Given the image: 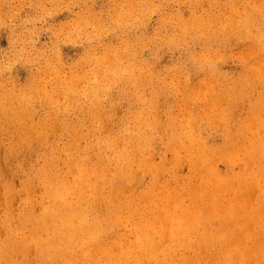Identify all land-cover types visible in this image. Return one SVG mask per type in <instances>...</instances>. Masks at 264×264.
I'll use <instances>...</instances> for the list:
<instances>
[{"label":"bare ground","instance_id":"1","mask_svg":"<svg viewBox=\"0 0 264 264\" xmlns=\"http://www.w3.org/2000/svg\"><path fill=\"white\" fill-rule=\"evenodd\" d=\"M144 2H149L145 7V14L148 15L155 9L153 2L156 1L144 0ZM204 4L207 8H202ZM225 8L228 9V13L223 10ZM189 9V17L173 13V21L179 26L182 34L200 37L205 46L208 42L212 43L217 39H222L224 33L243 35L244 37L252 36L254 40L250 45H247L248 47L256 44V40L261 39L260 36L264 35V0H189ZM72 27L68 29L72 30ZM68 29L66 32L69 31ZM177 34L179 35V33ZM164 35L166 34L164 33ZM152 38L154 39V37ZM257 43L259 44V42ZM261 47H253L250 50L253 58L249 63L257 71L264 63L262 62L264 61L263 56L261 58L259 55L260 59L256 57L257 49H261ZM240 48H238L239 51ZM244 51L242 54H246ZM115 55L110 59L108 49H103L99 54L95 52L89 56L92 69L95 70L94 74L101 72L100 80L103 81L98 79V83L88 88L84 93V96L89 98L88 102L95 107L101 103L100 96L108 94L110 82L125 73L127 76L134 77V81L138 76L137 71H133L135 67L133 70L130 69L131 63L121 65ZM209 55H212L211 52L203 48L197 56L190 55V62L197 69H208L214 75L213 78L217 79L215 76L222 75L223 71H220V65L218 66L211 60ZM4 58L6 57L4 56ZM187 68L189 69V66ZM144 70L142 69V73ZM2 71L4 70L2 69ZM50 72L53 73V71ZM174 73L172 76H175ZM190 74L192 76L191 71ZM261 74L263 75L262 72ZM60 76L61 74L56 70V77ZM139 76L142 78L141 73ZM250 76L252 77L248 78L252 80L250 78H253V75ZM213 78L211 76V79H208L212 80ZM74 79L64 80L61 78L59 82L62 84L54 85L41 84V82L31 80L26 86L24 85L16 91L11 89L6 93L3 91L0 95V137L4 136L7 139L6 148L0 151V264H201L200 254L203 249L209 252V257L202 258L206 264H228L235 261H238V264H243L247 256L250 258L252 253L253 256L257 253L258 255L264 254V163L257 167L253 165L255 168H252L253 166L248 168L250 164L247 159L248 166L244 161L246 169L244 174H242L243 171L224 177L217 173L214 163L212 164L213 157L209 153L212 151L208 152L205 148L208 141L203 135L209 120L208 116H204L203 113L215 112L217 118L224 114L223 110L216 111V100L203 99L204 92H199L200 89L197 87L196 90L199 89L197 95L193 94L194 90L192 89L193 93L187 91V96L192 94L195 95V99L197 96L198 99L203 100L199 104L192 105L185 91L189 88H178L184 79L178 81L176 78H174L175 81L173 79L170 81L160 80L159 88L166 97L172 95L174 91L181 92L185 96L181 95L180 100L184 103L183 106L179 103L182 106L180 111L177 110L179 113L175 112L174 115L168 113L169 117L163 126V132H157L158 140L153 138L155 122L159 123L157 126L160 127L164 120L161 123L157 122L155 112L152 113L150 108L147 109V104H153L141 88L138 95H140L139 99L143 108H138L137 112L134 110L135 113L126 111L122 116L113 117V125L106 126L104 129L97 121L96 123L91 121L89 129L85 131L92 135L93 141L81 146L78 145L77 139L82 134L80 129L85 124V118L75 122L70 121L69 115L75 110L65 107L66 104L62 110L59 109V98L57 99L59 93L63 94L62 102L72 99H68V96H72L69 92H73V94L75 92L72 87ZM83 79L84 77L81 81ZM70 83L72 85H69ZM209 83L208 87L212 85ZM248 83L250 82L243 83V87L248 86ZM77 84L79 86L80 83ZM77 84L76 88H78ZM200 86L205 88L203 85ZM238 86L237 88H239ZM235 90L236 88L231 94L232 96L237 95V90ZM169 91H172V94H169ZM38 97L43 98L46 103L52 104L54 109L47 107L41 115L36 114L35 99ZM259 103L252 104L254 107L245 114L242 121L247 131L252 134H249V138L247 137L250 142L249 146L245 148L247 157H252L254 153L255 160L260 158L264 161V133L258 136L257 128L255 129L256 126L264 127V106ZM234 110L237 111V109ZM115 114L117 115L116 111ZM252 125L253 127L256 125L255 130H252ZM65 134L72 142L67 146H59L61 138L59 135ZM1 144L0 140V146ZM72 145H77L78 149L73 150ZM157 145L162 148L163 152L171 153V159L168 162L156 164L150 157L153 148L156 149ZM228 145L230 146L229 143ZM228 145L226 143L217 149L221 155L230 159L233 156L232 153H237V151L228 148ZM238 146L243 148L247 145ZM237 150L240 151L239 148ZM182 152H184V156L181 154ZM182 161L186 162L189 167L187 185L181 183L177 176V166ZM250 162L254 163L253 160ZM146 169L149 170L150 179L144 190L145 196L141 198L144 202L141 204L138 198L123 199L124 196H120V194L124 195V193L115 189L116 183L125 181L129 185L123 186H128L130 191H134L140 185L141 177L144 176ZM158 174L164 177V180L158 179ZM16 179H19L20 182L18 188L15 185ZM122 184L124 183L122 182ZM251 192L253 195L249 194ZM185 199H188L187 203ZM202 204L207 205L208 209L202 210ZM144 211H146L145 214H142ZM216 216L222 222L221 228L212 230L205 226L208 225L207 223L211 221L212 217ZM230 221L238 225L241 231L239 236L233 235L229 232L228 227H225V224ZM250 223L256 224L255 231L249 228ZM117 230L120 232L117 233ZM215 239H218L220 246L213 252L210 243ZM247 240L251 245L246 244ZM31 252L33 255L30 259L29 253ZM16 257H18L17 260ZM251 260L250 264L253 262Z\"/></svg>","mask_w":264,"mask_h":264},{"label":"rangeland","instance_id":"2","mask_svg":"<svg viewBox=\"0 0 264 264\" xmlns=\"http://www.w3.org/2000/svg\"><path fill=\"white\" fill-rule=\"evenodd\" d=\"M154 1H156V2H153L155 5V9L151 11L152 12L151 15H150L151 12L148 15H146L145 7L148 5L150 1L148 3H145L144 0H140V1L139 0H133V1L132 0H129V1L128 0H0V20H1L0 21V57H1L0 58V68L4 70L2 71V69H0V95L3 91H4L3 93H6L7 91L11 89L16 91L20 89L21 87H23L24 85L26 86L31 80L36 81V82H41V84L54 85V84H62L59 82L61 78H64V80L75 78L73 80L74 84L72 85L73 82L69 84V85H72L73 89H75L74 94L73 92H69V94L71 93L70 95L72 96L71 97L68 96V99L69 98H72V99H70V101L66 99L65 102H62L64 97H62L63 94L61 93H59V95L61 96L57 94V99L59 98L58 103H59V106L61 107V108L59 107V109L62 110L64 108V104H66L65 107H71L72 110H75V111H72L73 113H70L69 115L70 121L75 122V121H79V119L81 118L82 119L85 118L84 119L85 124L82 127L80 126L81 127L80 133L82 134L79 137V139H77L78 145L84 146L87 142L90 143L91 141H93L92 135L87 133V131H85L89 129L91 125L90 124L91 121H93L94 123H96L97 121V123H99L101 128L104 129L106 128V126L110 127L113 125L112 123L113 117L122 116L123 113H125L126 111L134 112L135 110V112H137L138 108L139 109L143 108L144 106L141 107V101L139 99L140 95H138L141 92V88H142V91L144 92V94L146 93L145 96L149 98L153 104V105L147 104V109L150 108L152 113L155 112V117L157 116V118L156 119L154 118V119L157 122L161 123V121L163 122L164 120V122L160 125V127H158L159 123L155 122V132L153 133L154 134L153 138H157L156 140H158V137H156L158 136L157 132L159 133L163 132V126L165 122H167L169 114L174 115L175 112L177 114L179 113L180 108L183 106V103H184V102L182 103L180 98L182 96H185L183 93L178 92V91H174L175 95H174V92L172 94V91H169V94H172V95L166 97V95H164L163 92L161 93L162 90L159 88L160 85L158 82L160 80L170 81L171 79L174 80V78H176L177 81L179 79H184L182 82V85L180 84L178 88L179 89H185V87L189 88L188 90L185 89L186 96H187V91L192 92V89H193L194 93L193 92L192 93L197 95L198 90L200 89L199 92H202V93L204 92L203 99L207 98L209 101L211 99L217 101L216 111L218 109L224 111V114L218 116V118H217V115L214 114L215 112H210L213 115H211L210 113H206V114L203 113L204 116H208L209 118L208 126L205 131V134L202 133L204 136H206L207 141H208L206 143L207 147L205 148H207L208 152L212 151L209 153L213 157L214 161L212 160L213 161L212 164L214 163V167L217 173L220 175H223L224 177L231 173L237 174L243 171L244 172L242 174H244L246 173V169L244 168V161H246L247 159L250 164L248 166V162L246 161L248 168L252 167L253 165L256 167L261 166L264 163L263 159L259 158L260 160L259 159L255 160L256 156L254 155V153L252 154V157H247L245 153V151H247L245 150V148H247L250 144L248 138L251 132L247 131L245 125L243 124L242 119L245 116V114L254 107L252 106L253 103L260 102L259 104L261 106H264L263 105L264 104V101H263L264 99V76H263L264 75V63L261 65L262 69L260 68V70L258 71L252 68L251 63H249V62H252L251 58H253V56L251 55L250 50L253 47L262 46L261 49H257L258 55L256 57L258 58V56L260 55L261 58L262 56L264 58V35L260 36L261 39L256 40V44L254 43V45H251L248 47L247 45H250L252 41L254 40L252 36L250 37L248 35L249 37H244L243 35L224 33L222 39H217L215 42H212V43L210 42L211 44L208 42V44L205 46L202 39L200 40V37H197L191 34H186V35L182 34L181 29H179V26L175 23V21H173V17H172L173 13L183 14L184 17H187V16L189 17L190 15L189 0H154ZM90 5L92 8L90 7ZM202 8H207L206 4H204ZM223 10L226 11V13L229 12L227 8ZM142 17L143 18L145 17V18L143 19ZM142 24L144 25V27ZM76 25H78L79 27ZM68 26L70 28L71 26H73L72 30L68 29L69 28ZM67 29L69 30L68 32H66ZM263 31H264V27H263ZM66 33L68 34L66 35ZM164 33L166 35H164ZM177 33H179V35ZM24 35L25 37H23ZM86 36H87V39H86ZM152 37H154V39ZM197 38H198V41H196ZM13 39H16V40H13ZM257 42H259L260 45ZM255 45H258V46H255ZM203 48H206L209 52H211L212 55H209L210 59L216 62L218 66L220 65L219 69L221 72L223 71L222 75L215 76L217 77V79L213 78L214 75L211 74V72L208 69H205V68L197 69L190 62V59H191L190 55L197 56L203 50ZM238 48H240L241 50L239 51ZM103 49H108V54H109L110 59H112V57L116 54L115 57L118 60H120L121 65L131 63L129 65L130 69L133 70V68L135 67L133 71H137L138 76L137 78H135V81H136L135 82L134 77L127 76L125 73L119 78L110 82L109 83L110 88H109L108 94L106 95L103 94L104 96L103 95L100 96L99 99L101 103L99 106L95 107L91 105L90 102H88L89 98L84 96V93L86 90H88V88L98 83L97 80L101 79V76H100L101 72L94 74L95 70L92 69V62L91 60H89V56L90 54L92 55L95 52L99 54V52H101ZM236 49L238 51H235ZM243 51L246 54L244 53L242 54ZM112 52L114 53L113 55H112ZM3 55L6 58H4ZM237 55H239L240 57ZM260 57L258 59H260ZM37 58L39 59V61ZM143 58L145 61L143 60ZM54 62L55 64H53ZM185 63L187 66L185 65ZM188 66H189V69L187 68ZM142 69L143 70L146 69L144 70L145 74L142 73ZM56 70L61 74L59 78L56 77ZM174 70H176L175 73H174ZM50 71H53V73ZM186 71L187 73H185ZM190 71L192 73V76L190 74ZM261 72L263 73V75L261 74ZM140 73L142 74V78H140L139 76ZM173 73L175 74V76L173 75L174 78L172 76ZM43 74L44 75L47 74L48 76L47 75L44 76ZM178 74L180 75L179 77H178ZM249 74L253 75V78H250L253 81L249 80L248 77H252ZM71 75H75V76L70 77ZM211 76L213 78L212 80H210ZM83 77H84L83 79L84 81L83 80L81 81ZM207 77L210 79H208ZM206 80H209V81H206ZM214 81L216 85L214 84ZM246 82H250V83L247 84L248 86L243 87L242 84ZM77 83H80L79 86ZM81 83L83 84V86ZM208 83L212 84L211 85L212 87L210 86L211 88L208 87L209 86ZM63 84L65 85V83ZM76 84L78 88L80 87L79 89L76 88ZM198 84L199 86H197ZM142 85L144 86L146 85V86L144 87ZM200 85L205 86V88L208 87L209 89L208 88L205 89L204 87L201 88ZM180 86H182L183 88ZM237 86L239 88H237ZM197 87H199V89L196 90ZM235 88L237 90V91L235 90L237 92V95L232 96L231 94H233ZM206 90L208 91L210 90V92ZM134 95L135 97H137V99H135ZM195 95L191 94L190 96L192 97L187 96L190 104L192 103V105L199 104L203 100V99H198L197 96L195 99L194 97ZM224 96L227 98H225ZM61 97H62V100H61ZM83 97H85V99H83ZM35 102H36L35 109L37 111L36 114L38 113L39 115H41L44 112V109H46L47 107L54 109V106L52 104L50 105V103H46V101L43 98L38 97L37 99H35ZM179 103L180 105L182 104V106H180ZM177 104H178V107H177ZM164 107L166 108V110H164L165 109ZM234 109H237V111H235ZM115 111L117 115L115 114ZM110 112L115 115L113 116V114H111ZM233 112H236V113H233ZM94 113L95 115L93 116ZM233 114L234 116H232ZM231 118H232V121H231ZM255 126L256 125H254V127ZM254 127L252 130H255L257 128L258 136H261V134L263 135L264 133L263 126H260V127L256 126L255 129ZM59 136H61L59 140V146H64V145L67 146L72 142L70 141L67 134L59 135ZM236 136L237 138H235ZM232 139L233 141H231ZM0 140L2 141V144L0 146L1 148L0 151H3L7 146V139L4 136H2L0 137ZM237 142L239 143L237 144ZM226 143L227 145L229 143L230 146L233 145L232 147L228 145V148H231L232 150L236 149L235 151H237V153H232L233 156L230 159H227L226 156L221 155L217 149V148H220V146L221 147L224 146ZM242 144L247 145V146L243 148L242 146H238ZM72 148L73 150L78 149L77 145H72ZM237 148H239L241 152L238 151ZM181 154H183L184 156V152H182ZM150 157L153 159V161L156 164H160L164 161L168 162L171 159V153L169 151L163 152L162 148H160L159 145H157L156 149L153 148V151ZM242 157H246V158L243 159ZM249 159L251 161L253 160L254 163L250 162ZM225 160H226V163H225ZM235 162L236 163L239 162L240 164L239 163L236 164ZM254 166L252 168H255ZM188 173H189V167L186 162L182 161L177 166V176L179 178L178 180L181 183H186L187 185ZM144 176L141 177L142 181L140 182V185H138L134 191H130V187L128 186H125V187L123 186L126 184L129 185V183H125V181H120V183L118 182V184L116 183L115 189H118L120 193H124V195L120 194V196H124L123 199H137L138 198L139 202L142 204L144 201L141 198L142 196H145L144 190L146 188V184L148 183L150 179L149 170L147 169L145 170ZM159 178L161 181L164 180V177H162L160 174H158V179ZM15 181H17V183L15 182V185L18 188L20 185L19 179H16ZM122 182L124 184H122ZM121 184L124 190L122 189ZM126 190L128 191L126 192ZM131 192L133 193V195ZM249 194L253 195L252 192ZM185 202L187 203L188 199H185ZM206 209H208V206L202 204V210H206ZM145 212L146 211L142 212V214H145ZM221 223H222L221 220L218 218V216H216V217H212L211 221L207 223L208 225H205V224L203 225L210 227L212 230H217L221 228L222 226ZM250 224H249V228L255 231L256 224L255 223H250ZM225 227H228L229 232L233 233V235L235 236H239L241 234V231L238 228V225H236L233 221L226 223ZM236 229H238L237 232H236ZM119 232L120 231L117 230V233ZM217 240L218 239L212 240V242L210 243V247L213 252L216 251V249L218 250L220 246ZM246 244L251 245L249 240H247ZM203 250H201V254H200V259L202 261L201 264H206V262H203L202 258L204 257V259H206V257H209L208 256L209 252L205 249ZM32 255H33L32 252L29 253L30 259L32 258ZM247 255L250 256L251 254H247ZM247 258H246L247 261L245 259L243 261V264H246V262L247 264L248 263L250 264L251 259L253 260L252 264H264V254L258 255L257 253L253 256V253H252V255L250 256L251 259L248 256ZM15 259L17 260L18 257H16ZM238 263H239L238 261L237 262L235 261L234 263H228V264H238Z\"/></svg>","mask_w":264,"mask_h":264}]
</instances>
